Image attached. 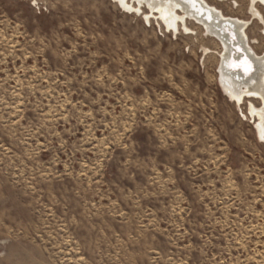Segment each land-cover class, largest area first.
Returning <instances> with one entry per match:
<instances>
[{
    "label": "rangeland",
    "instance_id": "rangeland-1",
    "mask_svg": "<svg viewBox=\"0 0 264 264\" xmlns=\"http://www.w3.org/2000/svg\"><path fill=\"white\" fill-rule=\"evenodd\" d=\"M125 2L0 0V264H264V144L221 44ZM202 2L264 56L262 1Z\"/></svg>",
    "mask_w": 264,
    "mask_h": 264
},
{
    "label": "bare ground",
    "instance_id": "bare-ground-1",
    "mask_svg": "<svg viewBox=\"0 0 264 264\" xmlns=\"http://www.w3.org/2000/svg\"><path fill=\"white\" fill-rule=\"evenodd\" d=\"M126 9L131 6L125 0H118ZM140 1V0H139ZM142 1V0H141ZM150 13H157L167 29L176 31L175 22L184 17L199 23L206 34L214 37L222 46L223 54L219 67V83L227 97L242 105L246 103L247 114L255 125L257 138L264 144V56L257 57L246 43V23L226 17L215 7L202 0H143ZM252 3L255 0H251ZM264 3V0H260ZM180 9L182 16L175 12ZM252 16L259 12L251 7ZM148 16H145L147 19ZM186 31V29H185ZM247 69V70H245ZM258 100L259 106L253 103Z\"/></svg>",
    "mask_w": 264,
    "mask_h": 264
},
{
    "label": "snow or ice",
    "instance_id": "snow-or-ice-1",
    "mask_svg": "<svg viewBox=\"0 0 264 264\" xmlns=\"http://www.w3.org/2000/svg\"><path fill=\"white\" fill-rule=\"evenodd\" d=\"M245 70H247V69H245Z\"/></svg>",
    "mask_w": 264,
    "mask_h": 264
}]
</instances>
